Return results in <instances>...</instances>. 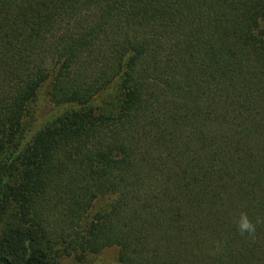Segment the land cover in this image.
Masks as SVG:
<instances>
[{
    "label": "trees",
    "instance_id": "obj_1",
    "mask_svg": "<svg viewBox=\"0 0 264 264\" xmlns=\"http://www.w3.org/2000/svg\"><path fill=\"white\" fill-rule=\"evenodd\" d=\"M241 213L264 0H0V264H264Z\"/></svg>",
    "mask_w": 264,
    "mask_h": 264
},
{
    "label": "rangeland",
    "instance_id": "obj_2",
    "mask_svg": "<svg viewBox=\"0 0 264 264\" xmlns=\"http://www.w3.org/2000/svg\"><path fill=\"white\" fill-rule=\"evenodd\" d=\"M106 200H101L98 202L97 206L105 205ZM118 249L117 248H108L103 251L99 257V264H119L118 262ZM60 264H75L73 260H63Z\"/></svg>",
    "mask_w": 264,
    "mask_h": 264
},
{
    "label": "clouds",
    "instance_id": "obj_3",
    "mask_svg": "<svg viewBox=\"0 0 264 264\" xmlns=\"http://www.w3.org/2000/svg\"><path fill=\"white\" fill-rule=\"evenodd\" d=\"M259 223H264V220L257 219L253 222L246 213H241L237 221V229L240 235L248 234L254 236L256 232V225Z\"/></svg>",
    "mask_w": 264,
    "mask_h": 264
}]
</instances>
